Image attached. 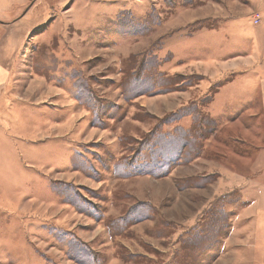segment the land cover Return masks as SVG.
<instances>
[{"label":"rangeland","instance_id":"rangeland-1","mask_svg":"<svg viewBox=\"0 0 264 264\" xmlns=\"http://www.w3.org/2000/svg\"><path fill=\"white\" fill-rule=\"evenodd\" d=\"M198 6L38 0L30 10L23 44L6 59L10 98L0 109V264H250L245 238L260 243L264 232L259 221L230 235L232 204L250 201L230 191L225 174L258 178L250 166L264 147L262 97H240L239 84L222 80L209 85L197 69L199 42L171 47L166 29L156 31ZM200 22L180 35L214 24ZM242 24L248 31L239 36L210 39L212 58L247 51L251 27ZM163 152L169 159L156 158ZM150 163L156 174L123 172ZM260 182L249 200L260 197ZM204 187L223 193L216 212L183 221L179 209L201 206Z\"/></svg>","mask_w":264,"mask_h":264},{"label":"crops","instance_id":"crops-1","mask_svg":"<svg viewBox=\"0 0 264 264\" xmlns=\"http://www.w3.org/2000/svg\"><path fill=\"white\" fill-rule=\"evenodd\" d=\"M198 1L199 6L196 9L198 11L194 13V15H187L188 11L182 9L178 14H174L173 16L166 19L163 25L157 26L156 31L163 32V30L166 29L164 32L167 39H175L176 41L172 43L171 47H174L176 43L188 44L192 40L199 42L201 47H199L197 44L198 49L201 50L200 54L204 56H200L197 59V69H199V71L204 76L210 77L208 80L209 85H211V82H214L215 84V82L219 80L225 81V84L230 83L231 86H236L239 84L242 92V96L240 97H250V95L254 92L257 97H262L264 103V0L215 1L214 3L220 6L223 11L219 8H208L207 5L210 3L209 0V3L207 4L205 0ZM37 4L38 0H11V2H8V0L0 1V109L4 108L3 103H6L10 98L8 97L9 86L7 80L9 73L6 66L11 68L12 63L9 62L7 64L6 59L7 57L9 59H13L14 53L19 52V48L23 44V38L29 31L28 27L30 24L28 22L31 20L30 10ZM252 12H259L262 15L260 24H250L251 16L253 14ZM207 20L213 21V26H200L188 36L180 35L179 32L182 31V28H184L187 24L192 22L201 23L200 21L203 22ZM245 20L248 21V26L251 27L249 30L250 38L244 44V47L246 46L247 51L245 50L241 55H236V57H229L228 60L212 58V51L209 50L210 47L208 45L210 39L215 40L218 35L224 36L226 38L229 36H239L240 34L245 33L248 31V28L243 27L242 24V21ZM167 44V46H169V43ZM222 62L224 64H221ZM189 90L183 91V93L186 92L185 94L187 97H191ZM182 97H184V95ZM208 145L209 143L206 145V147L203 146L202 148L203 151L201 155H203V157H197V159H200V161H203V159L207 157L208 153H206V150L208 149L205 148H208ZM208 159H213L214 161L217 160L215 157H208ZM204 164L206 165V163ZM253 166L258 167L259 174H257V177L261 179L250 177L248 174L241 175V177H239V173H237L235 170H228V173L225 174L226 180L230 181L234 187L233 190L230 191H235L237 195L240 194V197L242 196L240 201H250L249 205L245 204L240 207H236V205L232 204L230 210L233 216L231 217L232 225L230 229V235H235L239 230V227H241V229H246L247 231L254 229L253 226H255L259 221L261 222L259 227H261L262 232H264V147L261 148V155L257 158L256 164H251L250 168L254 169ZM171 177H175L174 170H171L167 179L170 180ZM253 180L261 181L258 183L259 188L254 186V188L257 189L256 191H259L258 194L261 193L260 197L257 198L261 199V202L259 203L257 199L254 200V196L252 197V200H249L252 196L249 193V189L252 186ZM172 188L173 186L171 185L170 188H168V191H171ZM237 189H242V191H237ZM219 190L220 187L215 188L214 190L212 187L197 190L198 193L196 194L198 198L201 199L202 204L201 206H196L193 208H180L179 210H184V213L186 212L183 221H191L199 214L200 215L198 216V219L201 218V222L204 220L206 221L208 219L206 215L209 212H216L212 209L214 206H216L215 202L223 194L218 192ZM173 195L175 196L174 189ZM234 203L237 204L236 202ZM197 207H199V209L197 212H195ZM172 210H176L175 205ZM212 224L215 225L214 222ZM208 227L215 228V226H212L211 224H209ZM262 232H260V235ZM250 236H252V238H250ZM229 240L232 242L231 239ZM226 244L227 243H224V245ZM243 244L245 247V253L248 255L250 254V261L247 257V260L250 262V264L256 262V258H258L256 257V253H260V261L262 264H264V237L260 239L259 243L257 237H255L254 234H248Z\"/></svg>","mask_w":264,"mask_h":264},{"label":"trees","instance_id":"trees-1","mask_svg":"<svg viewBox=\"0 0 264 264\" xmlns=\"http://www.w3.org/2000/svg\"><path fill=\"white\" fill-rule=\"evenodd\" d=\"M212 127V125H211ZM210 128V127H209ZM190 129H187L184 131V135H188V136H191V132L189 131ZM197 138H201L200 136H197ZM177 142H179L180 144V141L176 140ZM178 144V145H179ZM182 144V143H181ZM159 157V158H162V159H166L168 157V155H164V152H163V155L162 154H158L156 156V158ZM169 159V157H168ZM165 165V164H164ZM125 167H123V172L125 175H135V174H156L155 173V170L156 168H158V165L156 163H150L146 169H143V168H140V169H136L134 171H131V172H125ZM212 226H214L213 224H211Z\"/></svg>","mask_w":264,"mask_h":264},{"label":"built area","instance_id":"built-area-1","mask_svg":"<svg viewBox=\"0 0 264 264\" xmlns=\"http://www.w3.org/2000/svg\"><path fill=\"white\" fill-rule=\"evenodd\" d=\"M262 15L259 12H254L251 16V24L258 25L260 24Z\"/></svg>","mask_w":264,"mask_h":264}]
</instances>
